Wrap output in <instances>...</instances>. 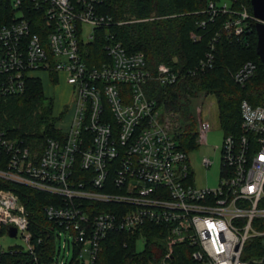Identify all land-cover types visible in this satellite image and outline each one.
Returning a JSON list of instances; mask_svg holds the SVG:
<instances>
[{"label": "built area", "instance_id": "1", "mask_svg": "<svg viewBox=\"0 0 264 264\" xmlns=\"http://www.w3.org/2000/svg\"><path fill=\"white\" fill-rule=\"evenodd\" d=\"M236 3L210 1L199 26L227 15L222 30L230 43L240 41L258 20ZM112 25L100 0H0V108L43 75L63 79L72 92L61 135L29 144L0 129V182L51 197L42 207L49 224L34 233L19 194L0 188V263L23 253L35 264H96L109 233L148 226L157 230L156 264H175L179 245L191 250L190 264L260 263L243 257L251 240L264 238V105L241 102L240 132L223 135L219 149L218 187L194 186L188 154L148 96L153 83L171 86L179 74L165 65L153 71L142 53H127L107 31ZM218 39L190 75L212 67ZM98 44L104 58L93 55ZM91 55L97 64L89 66ZM255 71L247 61L232 79L243 86ZM209 130L202 121L200 139ZM201 164L208 169L212 161ZM8 239L19 243L6 246Z\"/></svg>", "mask_w": 264, "mask_h": 264}, {"label": "trees", "instance_id": "2", "mask_svg": "<svg viewBox=\"0 0 264 264\" xmlns=\"http://www.w3.org/2000/svg\"><path fill=\"white\" fill-rule=\"evenodd\" d=\"M210 1L218 0H100V12L111 17L113 25L107 28L115 34L127 53H142L151 70L159 65L172 68L179 74L178 81L162 88L152 84L148 96L163 110V120L173 132L180 148L187 154L197 148L200 141L201 107L208 96H213L223 135L240 132V104L246 100L252 106L264 105V67L256 54L255 26L240 41L229 42L222 30L227 15L218 16L204 28L199 26L206 19ZM252 13L250 0H238ZM104 31V29H103ZM218 33L219 39L212 51V67L198 69L210 49V42ZM93 55L102 52L101 45H92ZM91 55L88 65L97 64ZM247 61L256 65V71L245 85L236 84L232 74ZM56 83L55 75H50ZM48 77V78H49ZM61 114H55L54 102L43 88L42 78L27 80L23 94L7 98L0 108V129L9 137L23 139L29 144L61 135L58 123ZM0 188H11L20 196L29 212L30 229L49 224L42 214V207L51 203V197L26 188L0 182ZM156 228L148 226L134 234L111 232L103 240L96 264H156L160 257L158 243L154 239ZM144 237L146 244L137 250L138 240ZM190 249L179 245L175 249V264H190ZM244 259H260L264 264V238L248 243ZM48 260V256L40 258ZM0 264H35L27 254L5 255Z\"/></svg>", "mask_w": 264, "mask_h": 264}, {"label": "rangeland", "instance_id": "3", "mask_svg": "<svg viewBox=\"0 0 264 264\" xmlns=\"http://www.w3.org/2000/svg\"><path fill=\"white\" fill-rule=\"evenodd\" d=\"M228 3V0H218L217 5L221 6ZM90 28H83V36H87ZM42 83L45 94L54 102L55 114H60L65 109L64 106L71 105L72 92L70 87L60 79L58 83L51 84L46 75L42 76ZM200 118L204 122H208L210 130L207 131L200 139L196 149L188 154L187 164L190 167L193 184L196 187L216 189L220 180V147L223 139V131L220 127L218 118V109L215 98L208 96L205 103L201 107ZM70 114V113H69ZM68 118V117H67ZM66 118V119H67ZM203 158L212 161V166L208 169L201 164ZM6 246H13L19 243L18 239L4 240ZM143 243L138 242L136 248L141 250Z\"/></svg>", "mask_w": 264, "mask_h": 264}, {"label": "water", "instance_id": "4", "mask_svg": "<svg viewBox=\"0 0 264 264\" xmlns=\"http://www.w3.org/2000/svg\"><path fill=\"white\" fill-rule=\"evenodd\" d=\"M252 13L254 18L258 20L255 24V32L257 37L256 54L264 67V0H250ZM12 236L15 235V230H12Z\"/></svg>", "mask_w": 264, "mask_h": 264}]
</instances>
